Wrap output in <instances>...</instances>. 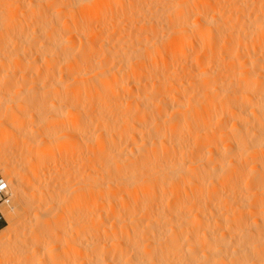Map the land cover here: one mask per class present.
Returning a JSON list of instances; mask_svg holds the SVG:
<instances>
[{
    "label": "bare ground",
    "instance_id": "bare-ground-1",
    "mask_svg": "<svg viewBox=\"0 0 264 264\" xmlns=\"http://www.w3.org/2000/svg\"><path fill=\"white\" fill-rule=\"evenodd\" d=\"M2 153L0 264H264V0H0Z\"/></svg>",
    "mask_w": 264,
    "mask_h": 264
},
{
    "label": "rangeland",
    "instance_id": "rangeland-1",
    "mask_svg": "<svg viewBox=\"0 0 264 264\" xmlns=\"http://www.w3.org/2000/svg\"><path fill=\"white\" fill-rule=\"evenodd\" d=\"M0 160L3 164H10L12 160L9 158H4L3 153L0 157ZM11 172H6L3 170H0V180L1 182H4L6 185L5 188L3 189V192L0 194V216L2 217L3 220V225L2 228L0 229V233L3 231L7 230L9 225L6 223V218L9 217L11 220H17V209L19 208V205L15 202L14 196H13V188L10 184L7 183L8 179L11 176ZM11 244L7 243L5 245L0 246V254H3L4 252L9 249ZM12 249V248H11ZM1 260H4L1 258ZM2 262V261H1Z\"/></svg>",
    "mask_w": 264,
    "mask_h": 264
},
{
    "label": "built area",
    "instance_id": "built-area-1",
    "mask_svg": "<svg viewBox=\"0 0 264 264\" xmlns=\"http://www.w3.org/2000/svg\"><path fill=\"white\" fill-rule=\"evenodd\" d=\"M2 180H0V194L3 192V189L5 188V184L4 182H1Z\"/></svg>",
    "mask_w": 264,
    "mask_h": 264
},
{
    "label": "crops",
    "instance_id": "crops-1",
    "mask_svg": "<svg viewBox=\"0 0 264 264\" xmlns=\"http://www.w3.org/2000/svg\"><path fill=\"white\" fill-rule=\"evenodd\" d=\"M2 225H3V220L2 217L0 216V229L2 228Z\"/></svg>",
    "mask_w": 264,
    "mask_h": 264
}]
</instances>
